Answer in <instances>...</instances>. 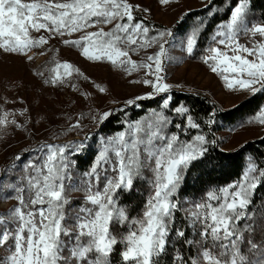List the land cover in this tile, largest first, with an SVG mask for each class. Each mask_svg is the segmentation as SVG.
I'll use <instances>...</instances> for the list:
<instances>
[{"label":"snow or ice","instance_id":"obj_1","mask_svg":"<svg viewBox=\"0 0 264 264\" xmlns=\"http://www.w3.org/2000/svg\"><path fill=\"white\" fill-rule=\"evenodd\" d=\"M159 2L168 5L172 0ZM250 6L251 0L228 4L229 18L212 35L202 60L229 90L255 94L264 91V21L248 20ZM138 8L129 0H0V50L31 60L28 53L46 45L52 36L80 33L78 38L64 39L63 43L79 49L89 61L108 62L129 74L144 69L154 77L142 81L152 91L126 104L153 99L170 93L172 88L161 75L169 58L165 45L172 31L151 34L153 29L134 16ZM42 31L48 35H33ZM241 35L250 38L249 44L240 42ZM197 44L198 32L193 31L186 40L188 55ZM154 46L158 51L145 60H132L130 53ZM49 71L45 83L53 85L67 83L74 75L88 79L67 61H55ZM95 87L100 93L108 91L100 84ZM171 101L172 96L167 95L162 109H168ZM172 110L185 118L183 129L175 125L181 132L169 133L170 117L163 110H153L149 117L127 123L123 131L106 141L101 138V150L90 169L75 182L71 170L75 162L67 153L70 149L78 153L85 144L40 145L35 151L42 155L23 165L24 175L18 182L0 184V199L17 202L0 213V249L4 250L0 264H112L118 244L123 245L119 251L122 264H159L180 210L177 196L185 175L194 162L207 156V145L215 143L202 133L182 139V132L199 130L201 124L184 105ZM9 115H0V125L17 124L8 120ZM111 115V111H104L93 120L103 123ZM249 122L264 125V107ZM207 123L215 120L209 118ZM15 159L19 161L21 156ZM145 170L151 173L150 191L142 213L130 218L127 209L119 206V194L134 192L137 179L145 178ZM262 182L264 167L250 160L237 181L210 189L186 210L200 239H188L184 230H175L184 243L197 248L196 255L187 260L177 254L176 264H264V214L258 226L257 213L252 209L253 196ZM70 191L85 194L83 204L72 215L67 211ZM197 224L201 227L196 228ZM124 225L127 232L118 239L116 230Z\"/></svg>","mask_w":264,"mask_h":264},{"label":"rangeland","instance_id":"obj_2","mask_svg":"<svg viewBox=\"0 0 264 264\" xmlns=\"http://www.w3.org/2000/svg\"><path fill=\"white\" fill-rule=\"evenodd\" d=\"M213 1L172 0L168 5H163L159 0H129V3L139 6L134 11V16L137 20H143L153 29L151 34H155L157 30L174 29L185 15L205 9ZM258 18L248 13L249 21L258 22L260 21ZM110 27H106L105 30ZM203 30L202 26H196L181 39L168 38L169 43L165 47L168 48L169 58L164 61V71L161 75L165 82L172 86L171 91L142 101L163 98L173 93L199 94L209 98L222 111H229L257 94L229 90L221 77L213 73L203 62L202 57L212 43V36L208 37V41L203 39L202 45L198 43L192 55L187 54L185 51L187 37L193 31H197L199 42ZM79 35L80 33H76L60 38L52 36L41 51L31 50L28 53L32 57L31 60L22 54L0 50V115L4 112L11 113L8 120L17 122V124L9 123L7 126L0 125V184L18 182L24 175L23 165L30 160L35 161L37 156L42 155L35 151L40 145L44 143L64 145L77 142L85 144V139L89 137V134L96 133L99 127L107 121L99 123L93 120V116L98 117V114L104 111H111L112 117L127 108L136 107L142 101H137L132 105L126 104V101L152 91L149 86L142 83L144 79L154 78L149 76L146 70L140 69L129 74L108 62H92L84 58L79 49L63 43L64 39H76ZM249 40L247 36L241 35L240 37L241 43L249 44ZM55 50L57 56L54 54ZM47 51H50L57 61L74 64L88 79L74 75L69 82L58 85H47L41 81L38 73L39 68L49 57ZM156 51L158 47L154 46L146 51L141 50L138 54L131 53L130 55L132 60L141 62L146 59L147 55L154 54ZM134 81H140V83H134ZM96 84L106 87L108 91L100 93L95 87ZM72 85L77 87L74 89ZM22 112L23 115L20 114ZM150 115L151 113L146 117ZM249 121L240 123L237 128L228 133L217 135L220 147L227 152H234L249 142L262 139L264 125ZM77 122L80 127L73 129L71 126ZM172 127L170 124L167 131L177 132ZM185 135V132H182L181 138L184 140L192 138V136L185 137ZM101 138L104 137H98L100 150ZM104 140L106 141L107 138ZM78 153L70 149L67 155L71 161H74V156ZM17 155L21 156V160L15 159ZM6 168L9 171L4 172ZM71 170L74 182L79 180L82 175L77 173L75 163ZM144 177L149 186L148 179L151 173L145 170ZM83 195L81 191L69 192L71 215L74 214L75 204H83ZM16 203L14 199H0V213L7 212ZM72 204H74L73 207ZM190 205L195 204L188 203V206ZM3 254L4 250L0 249V255Z\"/></svg>","mask_w":264,"mask_h":264},{"label":"trees","instance_id":"obj_3","mask_svg":"<svg viewBox=\"0 0 264 264\" xmlns=\"http://www.w3.org/2000/svg\"><path fill=\"white\" fill-rule=\"evenodd\" d=\"M235 5L236 0H214L210 6L199 11H193L184 16L181 22L175 25L172 29V37L176 40L187 36L191 29L196 26L204 28L201 33V40L198 42L202 45L203 39L208 41V37L212 36L218 26L229 18L228 4ZM249 13L260 21H264V0H251ZM41 33H33L34 36L46 35ZM60 38V36H55ZM205 45V44H204ZM44 47V46H43ZM43 47L34 48L32 51H41ZM47 61L39 68L38 78L45 83L50 77V69L54 67V62L57 61L55 56L50 53ZM54 54L57 56L56 50ZM131 54V53H130ZM132 55V54H131ZM43 73V75H40ZM51 83H47L49 85ZM172 101L168 109H162L163 98L147 100L139 102L136 107L127 108L122 112L110 116L99 130L94 134H89L85 140V148L74 156L75 168L79 175L88 171L94 162L95 157L100 151L98 137L108 138L119 131L126 128V123L138 121L153 110L159 112L164 111L172 121V128L179 132L185 126V118L172 109L184 105L189 108L190 114L194 116L197 122L201 124V129H189L185 132V137L194 136L197 133L206 135L209 140H215V143L207 145L208 153L202 161L194 162L191 168L185 175V179L178 192V200L180 201V210L176 212L175 222L173 224V233L170 235V243L166 252L159 258V264H176L175 257L181 254L185 259L193 257L197 253V248L194 245H188L181 238L175 235L176 229L185 231L188 239L199 240V232L190 225L187 218V211L191 209L188 203H197L206 196L207 191L212 188L225 186L237 181L247 168L250 160H255L260 167H264V137L260 140H255L247 143L241 149L234 152H227L219 145L217 135L228 133L239 126L240 123L251 120L258 115L260 109L264 107V91L257 93L254 97L241 103L238 107L229 111H222L209 98L199 94H175L172 95ZM214 114V116H213ZM209 118H213L215 123L209 125ZM176 124L181 125V129L175 127ZM85 138V137H82ZM11 169V168H10ZM9 171L8 168L4 172ZM78 177L77 175H75ZM101 178V183H103ZM149 186L144 179H137L136 189L132 193L123 192L119 194V206L125 207L130 218H134L142 213L143 205L146 202L149 193ZM83 194L84 192L81 191ZM85 195V194H84ZM83 195V196H84ZM74 204H72L73 207ZM81 205L75 204V208ZM252 209L257 213V225L259 226L260 217L264 214V182L256 189L253 196ZM67 211L71 215V204ZM243 223V222H242ZM196 228L201 226L197 224ZM127 225L121 226L116 230L118 239L120 234H126ZM123 245L116 246V252L111 257L112 264H122L119 251Z\"/></svg>","mask_w":264,"mask_h":264}]
</instances>
